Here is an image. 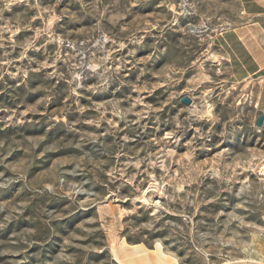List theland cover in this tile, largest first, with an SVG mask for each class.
I'll return each instance as SVG.
<instances>
[{
    "label": "rangeland",
    "instance_id": "374dc122",
    "mask_svg": "<svg viewBox=\"0 0 264 264\" xmlns=\"http://www.w3.org/2000/svg\"><path fill=\"white\" fill-rule=\"evenodd\" d=\"M255 8L0 0V264H264V77L231 56Z\"/></svg>",
    "mask_w": 264,
    "mask_h": 264
},
{
    "label": "crops",
    "instance_id": "0c3cea01",
    "mask_svg": "<svg viewBox=\"0 0 264 264\" xmlns=\"http://www.w3.org/2000/svg\"><path fill=\"white\" fill-rule=\"evenodd\" d=\"M257 7L244 10L245 13L261 19H253L242 26L234 28L231 39V56L233 57V75L242 80L253 74L261 73L264 77V0H250ZM139 247V246H138ZM115 257L122 264H179L164 253L148 252L145 248H130L121 242L114 248Z\"/></svg>",
    "mask_w": 264,
    "mask_h": 264
},
{
    "label": "water",
    "instance_id": "95a60500",
    "mask_svg": "<svg viewBox=\"0 0 264 264\" xmlns=\"http://www.w3.org/2000/svg\"><path fill=\"white\" fill-rule=\"evenodd\" d=\"M184 99H185L186 101H188V98H187V97H185ZM262 120H263V117L260 118L259 123H261Z\"/></svg>",
    "mask_w": 264,
    "mask_h": 264
}]
</instances>
